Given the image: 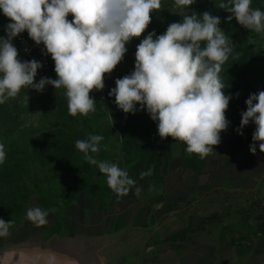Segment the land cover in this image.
<instances>
[{
    "label": "clouds",
    "instance_id": "1",
    "mask_svg": "<svg viewBox=\"0 0 264 264\" xmlns=\"http://www.w3.org/2000/svg\"><path fill=\"white\" fill-rule=\"evenodd\" d=\"M195 0H174L177 9L189 8ZM252 0H228L219 8L231 13L242 27L264 33V11L251 7ZM161 0H0V11L10 21L0 36V105L16 98L22 89L43 92L47 85L65 89L69 115L87 116L96 110L90 95L105 87V77L122 62L126 45L140 38L152 22ZM71 14L72 19L68 17ZM220 17L205 11L183 15L170 23L163 34L148 32L136 46L134 70L115 80L108 95L125 114L145 110L157 122L161 139L171 137L186 144L188 154L201 159L221 143V133L229 127L226 117L231 95L225 94L220 73L232 56L234 44L219 27ZM36 45L43 44L54 61L56 79L35 78L43 67L36 59L21 60L13 40L21 33ZM237 96L239 93L236 94ZM25 101L29 102L28 95ZM246 111L241 113L242 129L255 124L250 152L264 153V91L250 94ZM139 105V109H137ZM103 136L89 134L76 140L84 159L107 177L108 187L118 196L127 195L135 181L116 163L98 161ZM0 143V164L6 160ZM150 175L142 172L141 178ZM136 195L140 189H136ZM49 211L40 207L27 210L26 218L36 226L48 223ZM11 221L0 218V237L9 234ZM3 260L10 264H65V258L51 249L8 252Z\"/></svg>",
    "mask_w": 264,
    "mask_h": 264
},
{
    "label": "rangeland",
    "instance_id": "2",
    "mask_svg": "<svg viewBox=\"0 0 264 264\" xmlns=\"http://www.w3.org/2000/svg\"><path fill=\"white\" fill-rule=\"evenodd\" d=\"M227 2L207 0L181 10L174 6V0H161V7L166 10L163 21L179 22L183 15H202L207 11L220 17L219 27L222 29L224 9L219 5ZM156 13L157 10H154L152 22L145 33L126 45L128 50L124 59L111 74L106 75L104 89L90 93L96 100L94 112L87 116L69 115L66 90L54 89L51 85H47L43 92L24 88L16 98L0 105V143L5 145L7 154L5 162L0 164V218L11 221L9 234L0 237V247L12 240V246L17 245L15 239L22 236L29 225H34L26 218L29 208L55 209L54 212L49 211L47 218H51L62 215L71 203L87 196L97 194L108 197L114 194L108 187L107 177L97 166L89 164L75 147L76 140L86 139L89 134L104 138L94 157L98 161L116 163L126 170L135 181L130 191L136 193L139 188L138 196L157 204L166 202L167 179L176 180L182 173L183 165L186 168H198L200 164L210 166L212 159L224 148L237 152L252 143L254 123L250 122L242 129L243 135L236 131L240 127L241 113L247 108V94L237 96V92L226 85L225 94L232 96L226 112L230 124L221 133V143L204 159L194 153L188 154L186 144L181 141L171 137L161 139L157 122L150 118L146 109L133 115L117 108L115 97H110L108 93L115 87L116 79L134 70L136 46L150 32L149 28L160 20ZM9 22L0 11V36L6 37L4 26ZM13 43L16 46L14 40ZM257 73L263 77L260 91H264V67L259 68ZM51 79H56V74ZM27 95L29 102L24 99ZM139 107L137 105V109ZM149 171L150 175L141 178L142 172ZM262 183L249 192H218L217 197L224 200L222 211L216 202L208 204L211 210L208 213L210 227L221 229L220 235L228 240L220 249L225 257L235 252L233 247L241 246V240L248 233L264 229V181ZM213 196L214 193L209 197ZM217 209L220 211L215 213ZM177 237L178 242V239L187 236L179 233ZM146 244L150 246L152 241L147 240Z\"/></svg>",
    "mask_w": 264,
    "mask_h": 264
},
{
    "label": "crops",
    "instance_id": "3",
    "mask_svg": "<svg viewBox=\"0 0 264 264\" xmlns=\"http://www.w3.org/2000/svg\"><path fill=\"white\" fill-rule=\"evenodd\" d=\"M249 146L237 152L224 148L210 166L183 165L176 180L167 179L162 204L132 191L123 196L90 195L71 203L62 215L46 218L43 226L29 225L15 242L54 246L81 261L104 264H264V229L248 233L225 257L220 249L228 240L220 235L221 229L210 227L208 216L209 203L224 207L218 192H249L263 184L264 153L257 144L253 155ZM179 233L187 237L177 242Z\"/></svg>",
    "mask_w": 264,
    "mask_h": 264
},
{
    "label": "trees",
    "instance_id": "4",
    "mask_svg": "<svg viewBox=\"0 0 264 264\" xmlns=\"http://www.w3.org/2000/svg\"><path fill=\"white\" fill-rule=\"evenodd\" d=\"M207 0H195V6L203 4ZM252 8H259L264 11V0H252ZM166 10L161 7L157 10L159 21L149 28L150 32L155 31L157 35L163 34L168 25L163 21ZM224 26L222 30L231 38L235 48L232 56L222 66L220 76L226 86L231 87L235 92L247 94L258 93L263 83V77L257 73L258 69L264 67V33L250 31L233 18L230 22L226 17L231 13L223 10Z\"/></svg>",
    "mask_w": 264,
    "mask_h": 264
},
{
    "label": "built area",
    "instance_id": "5",
    "mask_svg": "<svg viewBox=\"0 0 264 264\" xmlns=\"http://www.w3.org/2000/svg\"><path fill=\"white\" fill-rule=\"evenodd\" d=\"M68 19H72L71 14ZM14 41L19 51L21 60L36 59L42 63L43 67L38 70L35 78L36 82H38L42 77L51 78L56 74L54 71V61L52 60L50 54H46V49L43 44L36 45L35 42L28 37L26 31L16 37Z\"/></svg>",
    "mask_w": 264,
    "mask_h": 264
},
{
    "label": "water",
    "instance_id": "6",
    "mask_svg": "<svg viewBox=\"0 0 264 264\" xmlns=\"http://www.w3.org/2000/svg\"><path fill=\"white\" fill-rule=\"evenodd\" d=\"M35 248H39V249H51V250H53V251L61 254V256L65 258V264H104V262L102 260H99V261H91V262L81 261L76 256H74V255H72L70 253H67V252L58 250L54 246H49V245L48 246H46V245H36V244H25V243L13 245V246L12 245H9V246H7L5 248H1L0 249V264H10V262H7V261H4L3 260V255L5 253L15 252V251L21 250V249L29 250V249H35Z\"/></svg>",
    "mask_w": 264,
    "mask_h": 264
}]
</instances>
